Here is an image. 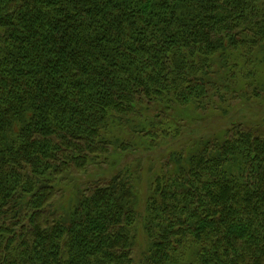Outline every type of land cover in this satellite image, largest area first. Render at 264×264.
Returning a JSON list of instances; mask_svg holds the SVG:
<instances>
[{
    "label": "trees",
    "instance_id": "16d2710c",
    "mask_svg": "<svg viewBox=\"0 0 264 264\" xmlns=\"http://www.w3.org/2000/svg\"><path fill=\"white\" fill-rule=\"evenodd\" d=\"M263 46L264 0H0V264H264L262 122L168 155L148 182L139 262L129 167L53 201L128 148L121 121L261 96ZM228 67L237 89L211 80Z\"/></svg>",
    "mask_w": 264,
    "mask_h": 264
},
{
    "label": "rangeland",
    "instance_id": "374dc122",
    "mask_svg": "<svg viewBox=\"0 0 264 264\" xmlns=\"http://www.w3.org/2000/svg\"><path fill=\"white\" fill-rule=\"evenodd\" d=\"M256 60L261 62L258 68L261 96L246 101L238 92L241 90H238L224 100L213 97L206 108H193L192 111L180 109L176 112V109L181 108L176 106L168 112L152 114L145 119H127V126H122L126 122L121 121V124H118L120 128L115 127L112 132L127 143L128 148L123 150L111 147L109 153L101 156L97 164H88L84 170L71 174L72 177L59 187L53 200L57 203L56 206L66 208L76 191L87 189L97 182L101 183L119 170L129 167L137 178L135 191L138 197V218L133 230L135 241L131 254L133 261L139 262L148 244L142 221L149 192L148 182L158 172L168 155L178 149L186 150L198 137L222 136L233 122L264 124V46L263 52L258 54ZM241 64L239 62V65ZM231 71L230 67L227 70L222 69L211 75V80L220 84L219 87H224L226 83L222 82L231 81ZM240 84V81H231L230 86L237 89ZM147 128L149 131H146Z\"/></svg>",
    "mask_w": 264,
    "mask_h": 264
}]
</instances>
